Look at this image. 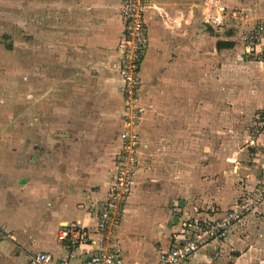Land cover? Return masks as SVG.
I'll return each mask as SVG.
<instances>
[{"label": "crops", "instance_id": "obj_1", "mask_svg": "<svg viewBox=\"0 0 264 264\" xmlns=\"http://www.w3.org/2000/svg\"><path fill=\"white\" fill-rule=\"evenodd\" d=\"M121 3L44 0L26 93L0 101V264L38 252L86 264L96 251L121 145ZM144 19L122 264H158L182 224L213 221L252 192L264 161V60L244 42L260 28L264 44V0H152ZM71 226L84 242L58 239ZM179 264H264V201Z\"/></svg>", "mask_w": 264, "mask_h": 264}, {"label": "built area", "instance_id": "obj_2", "mask_svg": "<svg viewBox=\"0 0 264 264\" xmlns=\"http://www.w3.org/2000/svg\"><path fill=\"white\" fill-rule=\"evenodd\" d=\"M152 0H122L119 7V20L123 27V37L118 45V72L122 86V131L119 133L120 150L115 162L114 176L106 200L98 210L97 229L100 239L96 251L89 255L86 264H122L117 252V233L125 202L133 185V168L137 158L139 140L138 128L143 108L139 104L138 76L139 64L146 48V27L144 14ZM260 28L244 38L246 54L264 60V44L259 49ZM251 145L254 141L250 142ZM264 201V161L259 185L247 193L231 209L221 213L213 221H197L182 224V234L172 241L170 248L158 254V264H179L190 259L198 250L211 243L226 240L233 228L248 213L255 212ZM85 233L79 228L59 231L60 241L84 242ZM3 238L0 232V239ZM73 254L65 253L59 260L38 252L29 258V264H71Z\"/></svg>", "mask_w": 264, "mask_h": 264}, {"label": "rangeland", "instance_id": "obj_3", "mask_svg": "<svg viewBox=\"0 0 264 264\" xmlns=\"http://www.w3.org/2000/svg\"><path fill=\"white\" fill-rule=\"evenodd\" d=\"M44 10V0H0V101L26 93L27 70L43 48Z\"/></svg>", "mask_w": 264, "mask_h": 264}]
</instances>
